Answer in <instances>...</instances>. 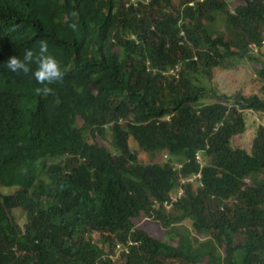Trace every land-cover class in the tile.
I'll return each mask as SVG.
<instances>
[{
    "label": "trees",
    "instance_id": "obj_1",
    "mask_svg": "<svg viewBox=\"0 0 264 264\" xmlns=\"http://www.w3.org/2000/svg\"><path fill=\"white\" fill-rule=\"evenodd\" d=\"M41 40L47 94L2 65ZM263 46L264 0H0V264H264ZM243 60L260 89L208 86Z\"/></svg>",
    "mask_w": 264,
    "mask_h": 264
},
{
    "label": "rangeland",
    "instance_id": "obj_2",
    "mask_svg": "<svg viewBox=\"0 0 264 264\" xmlns=\"http://www.w3.org/2000/svg\"><path fill=\"white\" fill-rule=\"evenodd\" d=\"M231 1L235 2V0H231ZM254 50L257 51L256 49ZM261 52L264 56V46L261 49ZM251 63L252 62L250 60H243L236 67H232V68L230 67L228 69H224L221 67L216 68L213 72L212 79L206 80L208 86L213 87L219 93H228V94L238 90L240 87L245 88L246 92L260 89L259 88L260 84L257 82V78H256L257 76H256L255 65H252ZM246 115H247V129L243 134V136L240 137L239 142L241 144H244L245 146L248 145L250 146V143L255 134V125L257 122L262 120L260 114L252 110H248L246 112ZM87 137L90 141L97 140V142L100 145H105L108 148L112 149V143H111L112 137L110 134H107L105 138H101L99 136L93 138L90 134ZM130 145L134 150L138 151L139 159L142 162L151 161L148 152L139 149L134 141L131 140ZM0 191L7 192L8 190L0 186ZM16 214L18 220L22 222L24 220V217L20 215L21 213L19 211H16ZM136 223L139 226L147 225L150 229L156 231L159 235L158 226L154 224V221L149 219L147 216L138 219ZM188 231L193 233L192 224L189 219L185 220L182 223L181 222L176 223L169 229V232L173 235H177L179 233L185 235L187 234ZM93 237L95 238L96 236Z\"/></svg>",
    "mask_w": 264,
    "mask_h": 264
},
{
    "label": "clouds",
    "instance_id": "obj_3",
    "mask_svg": "<svg viewBox=\"0 0 264 264\" xmlns=\"http://www.w3.org/2000/svg\"><path fill=\"white\" fill-rule=\"evenodd\" d=\"M2 65L8 71L13 73H31V77L34 78L38 84L42 85L41 88L37 89V92L42 94L51 92L48 85L55 81H59L63 77L59 61L49 52V46L46 40H41L35 49H25L19 56H9L2 62ZM33 65L34 67H32ZM177 66L178 69H176ZM179 71L180 63L171 68V72L176 77H178ZM163 157L164 159H167L168 155L165 154ZM182 183H184L183 179ZM164 208L166 209L165 206Z\"/></svg>",
    "mask_w": 264,
    "mask_h": 264
},
{
    "label": "built area",
    "instance_id": "obj_4",
    "mask_svg": "<svg viewBox=\"0 0 264 264\" xmlns=\"http://www.w3.org/2000/svg\"><path fill=\"white\" fill-rule=\"evenodd\" d=\"M176 69H178V66L176 67ZM200 158H201V156L199 155V154H197V156H196V160L200 163ZM200 177V174H196V175H194L193 177H191L190 179H189V181H194V180H197L198 178ZM183 182H185L184 180H183ZM182 193V190L181 189H179L178 190V192L177 193H172L164 202H163V204H164V206L166 207V209L168 210V211H170L171 209H172V207L174 206V201L177 199V197H178V195H180Z\"/></svg>",
    "mask_w": 264,
    "mask_h": 264
}]
</instances>
